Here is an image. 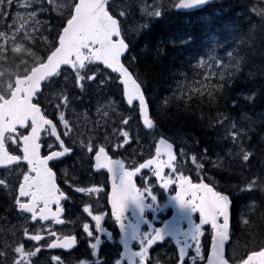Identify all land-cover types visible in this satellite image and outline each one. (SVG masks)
I'll return each instance as SVG.
<instances>
[{"label":"flooded vegetation","instance_id":"flooded-vegetation-1","mask_svg":"<svg viewBox=\"0 0 264 264\" xmlns=\"http://www.w3.org/2000/svg\"><path fill=\"white\" fill-rule=\"evenodd\" d=\"M73 70H75V75H73ZM61 74L45 84L43 92L37 99V103L42 106L43 112L49 120L47 128L42 132L40 137V154L42 158L52 154L51 161L53 163L50 162L48 166L55 172L56 187L52 188L49 194L44 195L38 187L33 186L24 196L27 197V199L20 198V200L18 191L23 179L21 178V173L18 175V178L11 177L7 179V197H0V264H31L29 256L34 253L26 251L25 246L32 251H35L36 248H40L42 250L41 255L43 259H50L53 255H61L66 259L71 258L73 264L75 258L88 257L89 259H95L89 257L88 242L84 241L83 238H81L76 248L72 250L70 257L67 250L48 249L47 244L53 243L51 241L53 231H55L58 236L69 232L79 236V228L73 231V221L80 215L81 199H86V197L80 193H76L75 187L97 186V181H99V186H104L106 184V191L109 193L108 200L113 206V219H116L117 224L107 220L104 222V226L113 234L112 240H109L107 235L101 237L103 243L100 247L99 258L105 261L106 264H114L116 259L121 258L120 254L125 252L123 245L120 243L121 234L123 240L128 245V251L122 259V264H129L128 256L133 259L134 264H144V259L141 258V254L137 253L140 250L138 243L143 245V241L147 239L149 232L153 233V235L151 239H148V245H143L141 252H144L145 248L156 239V234H159L161 239H163V241H157L156 244L149 249V258L153 261L158 259L160 264H181L182 262L183 264H193L197 258L203 260V251L210 247L209 235L211 226L205 225L202 229V225L205 223L202 213L199 215V223H196V221L198 222L196 208L192 205H186V212L190 216L192 223L189 224L187 219H185L182 222V227L179 232L174 234L167 232V229L163 225V221L165 219H171L173 212L171 205L167 211L154 214L149 211L155 206V202L148 199L151 193L137 188V186L139 187L141 184L140 176L146 173L147 170H141V173L134 176V181L129 186L119 189L114 186L111 192V179L107 170H101L100 173L97 174L94 167L91 166L94 164V154L86 153L84 155L79 150V140L83 139L85 143H87L89 139H99V146L105 143L103 137L104 134L107 133L109 137L108 143H110L111 149L109 151L110 157H112L114 162L116 160H123L125 167H130L131 161L133 159L139 160L141 155L148 148V145L153 142V139L155 138L158 140L160 136L163 137L165 132L157 129L156 126L154 129H147L143 125V121L138 118V115L134 116L129 122V125L120 123L121 115L127 117L129 106L126 105V102L121 103L119 89L114 77L112 82L100 91H97V88H86L84 93H80L79 90L73 86L79 76L90 78L91 75L97 74V80L93 82V84L102 77H105L104 80H106L111 74L101 66L97 64L92 66L88 61V64L83 68L78 65L66 67ZM65 77H67V79H65ZM70 85L73 90L71 92L67 91L71 99V104L67 108L68 115L67 117H61V114L65 112V108L62 104L59 108L57 107V104L60 102V96L58 94L63 91L64 88H70ZM58 87L61 89L56 90ZM87 90L92 95L91 100L87 97ZM108 97L116 101V114L112 113V107H106L104 110H107L109 115L108 117H103L97 113L96 109L101 105H107V100L105 99ZM73 111L75 114H73ZM85 114H87V119H85ZM65 119L70 121L72 128L70 135L63 140V143H75L77 148L73 153L66 154L65 157L60 158L62 162L58 163L56 166L55 159L60 155V149L59 147L54 150L51 149L53 145H59L61 143V138L64 136L66 127L64 124ZM114 128L116 131H113ZM123 131L129 132L127 143H125V139L122 136ZM27 132L28 128L21 129L18 134L7 136L6 143L10 151L15 154H20L22 152L21 137ZM137 136L139 137V143L136 141ZM117 144L120 145L119 148H117ZM179 146L180 148L177 146L178 149L176 147L175 158L176 153L183 151V157L186 159L184 162L187 164L184 171L185 173L192 172V174L191 177L179 173L173 175L175 171L174 168H172V171L165 169L166 166L172 167L171 162L173 160L172 155L165 152L168 159L156 162V168L159 170L157 175L162 174L165 169V172L168 173L164 176L165 183H167L169 187H171L172 183H176L177 188L175 192L170 191V193L160 195L159 200L161 204L167 201V196L169 194L173 195V199L179 196L181 185L190 186L192 195L187 197L190 201H196L197 196L204 193L205 189L214 195L210 190V187L213 186V182H215L216 179L214 165H211L208 161L205 163L206 156L203 153H192L195 147L190 149V146L188 148V144L183 141L180 142ZM99 156L100 154H98V157ZM194 157L198 161L202 160V163L197 166L195 171L192 168L194 167L192 165ZM102 159L105 162V166H107V160L109 158L104 156ZM162 159H166V157H162ZM90 160L91 164L89 162ZM147 163H151V161H147ZM209 165H211V167H209ZM25 166L28 168L27 165H21L18 168L27 169ZM33 166L34 170H37L38 165L34 163ZM201 169L203 170V174L200 180H197L195 176ZM136 172H138V169L134 170V175ZM27 174L28 172H26L25 176ZM32 175L34 176L35 173L33 172ZM117 175H120L119 168H117ZM77 180L79 184H77ZM201 185H203V187H201ZM219 188L220 191H216L217 193L225 192L224 187L222 188L219 186ZM64 193L70 195L71 199L62 201L61 204V200L64 199ZM220 197L221 196H219V198ZM117 204H119L121 208L119 218H116L115 215ZM18 207H23L31 214L20 215ZM108 207L110 208V205ZM43 209H45V211H43ZM63 209H65L64 212ZM217 213L220 215V211ZM153 215H156L155 219H152ZM218 217L217 224L221 225L223 219H221L220 216ZM93 218L97 223L101 220V217L98 215ZM31 220H35V222ZM246 224V215L241 218L236 207L234 213L232 212L231 228L233 239L231 244L238 240L237 244L240 248L244 249L252 244L251 240H247ZM203 231L205 232V236L201 237V247L199 237L203 234ZM234 232H236V234H234ZM29 237L34 240L43 239L39 242L32 241L29 243ZM257 241L258 243H263L261 239ZM231 244L229 246H231ZM262 248H264V243L259 250ZM179 249L181 250V260L178 258ZM13 250L19 255L13 256ZM187 252L188 255L185 261H183V256ZM194 252L196 256H192ZM5 253H7V256H5ZM244 259L245 258L239 261H232V263L241 264ZM52 264H56V262L53 261ZM145 264H147V261H145ZM196 264H199V261H197Z\"/></svg>","mask_w":264,"mask_h":264},{"label":"trees","instance_id":"trees-1","mask_svg":"<svg viewBox=\"0 0 264 264\" xmlns=\"http://www.w3.org/2000/svg\"><path fill=\"white\" fill-rule=\"evenodd\" d=\"M75 1L65 0L59 11L45 13L55 24V38L47 49L56 45ZM176 1L171 0L166 6L168 11L159 12V23L155 13L148 15L133 0H113L110 10L122 22L131 45L128 56L136 58L130 59V67L145 81L146 94L158 124L166 129V136L178 143L185 141L198 151L206 149L210 158L226 153L228 143H217L216 135L221 118L232 114L239 101L246 102L237 97L239 91L252 90L264 108V8L259 13L249 2L245 5V0H215L208 8L209 14L206 10L200 16L175 11ZM160 4L162 7L163 1ZM141 25L147 31L138 30ZM209 35L214 37L202 40ZM182 37L193 43L182 44ZM212 38L215 45L209 44ZM37 44L38 41L36 48ZM39 50L45 54L44 48ZM181 69L178 77H193L183 93L180 80L176 79ZM261 124V128H255L231 149V159L225 160L222 176L231 181V187L245 188L244 181L253 187L248 181L264 172V113L258 125ZM249 156H253L250 161L245 159ZM232 192L235 193L233 188ZM261 194L264 195V190ZM257 201L260 213L253 215L251 228L246 231L253 238L258 237L254 241L264 236V202Z\"/></svg>","mask_w":264,"mask_h":264},{"label":"snow or ice","instance_id":"snow-or-ice-1","mask_svg":"<svg viewBox=\"0 0 264 264\" xmlns=\"http://www.w3.org/2000/svg\"><path fill=\"white\" fill-rule=\"evenodd\" d=\"M155 16L157 17V23L160 22L159 17L161 16V13H155ZM138 30H144L147 31L145 25H141ZM185 43L190 45L192 41L187 40L185 38ZM160 49H157V52L160 53ZM128 52V42L127 40H124V50L119 53V63L123 66L124 71H115L112 68H108V71L111 75L106 80H101L98 82L97 85V91H100L101 89L105 88L108 84L111 83L113 77L115 78L116 84L119 89V94L121 97V103L126 102V105L129 106L128 108V115L125 117L124 115H121L120 123L123 125H129V122L134 118V116L138 115V118L143 121V125L147 129H154L155 124L153 118L149 114V106L146 100V88H145V81L140 77V74L138 72H134L133 69L130 67V59L134 61L136 58L129 56H126L125 54ZM107 67V66H106ZM73 75H75V70H73ZM67 79V77H65ZM97 80V74L91 75V77H85V76H79L77 80L75 81V84L73 85L76 89L79 90L80 93H84L86 91V87L90 88ZM87 82V85H86ZM128 85V94H125V85ZM60 96V102L57 104V107L59 108L62 104L65 108V112L61 114V117H67V108L71 104V99L67 94V90L61 91L59 94ZM107 105H101L97 107L96 111L98 114H100L103 117H108L109 112L107 110H104L106 107H112V113H115V105L116 101L111 100L109 97L106 98ZM167 101V100H166ZM134 102H138V113H137V105ZM145 105L147 107L145 108ZM142 109H144L142 111ZM73 114L75 112L73 111ZM116 114V113H115ZM60 118V117H58ZM85 119H87V114H85ZM65 132L64 136L61 138V143L59 145H53V148L51 150L57 149L59 147L60 149V155L56 157L55 159V165L57 166L58 163H61L62 157H65L66 154L73 153L74 150L77 148L75 143L68 144L63 143V140L70 135L72 125L68 119L64 120ZM113 131H116L114 128ZM122 136L125 139V143H127V137L129 136L128 131H123ZM104 141L105 143L100 144L98 146L99 139H89L87 143L83 139L79 140V150L84 155L87 154H94V164L91 166L94 167L96 170V173L99 174L101 170L106 169L107 173L110 176L111 179V192L113 190V187L123 188L126 186H129L133 183V177L136 176L138 173H141V170H147L146 173L142 174L140 176L141 184L137 188L143 189L146 192L151 193V195L148 197L150 201L155 202V206L150 209L152 213L156 214L158 212H165L169 209L170 205L173 209L171 219H165L163 221V225L165 228L171 232V233H177L180 231L182 227V222L187 219L188 223L191 224L192 220L190 216L186 212V205H192L196 208L198 213V222L199 223V215L200 213L203 214L205 223L202 225H210L211 226V232L209 235V244L210 247L203 251L204 259L200 260L197 258L193 264H196L197 261H199V264H204L205 261H207V257L209 253L213 250V235H214V228L212 223V218L217 214L218 208L217 205L219 204V200H217L212 193L208 192L207 189L204 190V193L199 194L197 196L196 201H190L187 199V197H190L192 195V191L190 190V186L187 185H181V190L179 196H177L175 199H173V195L169 194L167 196V201L163 204L160 203L159 196L165 193H170V191H176L177 185L176 183H172L171 187L164 181V176L168 173L165 172V169H169L172 171V168L175 169L173 172V175L179 174H186L191 177L192 172L185 173L184 169L187 167V164L184 162L186 159L183 157V151H180L176 153V158L172 160L171 165L172 167H165L164 172L160 175H157L158 169L156 168V162L160 160H167V154L164 151V146L169 143L168 139L161 137L157 139H153V142L148 145V148L144 151V153L141 155L139 160L133 159L131 161L130 167H125V163L123 160H116L113 161L112 157L109 155L110 149V143H108L109 137L108 134H104ZM136 141L139 143V137H136ZM161 145L160 149H157V145ZM120 145L117 144V148H119ZM154 149V151H153ZM174 150V148H173ZM98 154L100 156L98 157ZM104 156L108 157L107 160V166H105V162L102 159ZM162 157H166V159H162ZM253 158V156L246 157L245 159L250 161ZM99 159V163H98ZM147 161H152V163H147ZM193 170L195 171L197 166L202 163V161L196 160V158H193ZM52 161H49V164ZM91 164V160L89 161ZM26 163V162H25ZM53 163V162H52ZM138 165V166H137ZM117 168L120 169V175H117ZM138 169V172L134 175V170ZM203 174V170L197 172L195 178L197 180H200L201 175ZM78 181V180H77ZM250 185H254L253 187H245L241 188L238 185H233L232 188L234 189L235 193H239V195L233 194V192H222L221 193V199H223L228 206V221H229V229H230V211L234 213L235 208L237 207L238 203L241 201H247L246 207L249 204V201L252 200H260L264 202V195H262V190H264V177H252L251 180L248 181ZM79 184V181L78 183ZM203 187V185H201ZM213 187L216 191H220V188L218 185L213 182ZM8 190V180L0 177V191H7ZM75 192L82 194L86 199H81L80 203V215L78 218L73 221L74 228L73 231L76 230V228H79V236L72 234V232H69L67 234H62L61 236H58L55 231H53V234L51 236V241L53 243H48L47 248L48 249H60V250H67L69 257L71 256L72 250L76 248V246L80 243L81 238H83L84 241L88 242V255L89 257L95 258V259H89L88 257L85 258H75L74 264H106L105 261L101 260L99 258V252L102 241V236L107 235L109 240L113 239V234L104 226V222L111 221L116 224V219H113V206L109 203L108 196L109 193L106 191V184L104 186H99V181H97V186L93 187H87V186H77L75 187ZM19 195V193H18ZM20 198H26L24 196H20ZM71 196L66 195L64 193V199L62 201L70 200ZM21 200V199H20ZM110 205V208L108 207ZM19 208V214L25 215V214H31L30 212H27L23 207ZM65 209H63V212ZM120 205L117 204L115 209V215L116 218H119L120 215ZM91 213V214H90ZM100 216L101 220L99 223L93 218L94 216ZM156 215H153L152 219H155ZM77 219H78V226H77ZM34 221L35 220H31ZM94 222V223H93ZM64 224V221H63ZM61 224V225H63ZM117 225V224H116ZM120 231V230H119ZM121 233V231H120ZM230 230L228 232V241L229 242V236H230ZM153 233L149 232L147 239H144L143 245H148V239H151V236ZM27 236V235H26ZM205 236V232L203 231V234L199 237L200 244H201V237ZM40 240H34L31 237L28 238L29 243L32 241L39 242ZM49 239V237H48ZM94 241V242H92ZM157 241H163L161 239L159 234H156V239L145 248L144 252H141V248L143 245L141 243H138L140 250L137 253L141 254V258L147 261V264H160L159 260L153 261L149 258V249L156 244ZM226 242H225V258L229 260L230 264L233 259V257H230L229 254H227L226 251ZM120 243L123 245L125 252L120 254L121 258H118L114 261V264H122V259L128 251V245L125 243V241L122 238V234L120 237ZM24 244V243H23ZM25 246V244H24ZM202 247V244H201ZM26 251H31L32 255L29 256V260L31 261V264H52L53 261L56 262V264H73V260L71 258H64L61 255H53L50 259H43L41 255V249L36 248L35 251H32L28 248H26ZM13 256H18L19 254L13 250L12 252ZM188 255V252L184 254L183 261H185L186 256ZM5 256H7V253H5ZM192 256H196V253ZM179 260H181V250L179 249ZM244 258H247V253H245ZM129 264H134L133 259L128 256ZM254 264H258V262H254Z\"/></svg>","mask_w":264,"mask_h":264},{"label":"water","instance_id":"water-1","mask_svg":"<svg viewBox=\"0 0 264 264\" xmlns=\"http://www.w3.org/2000/svg\"><path fill=\"white\" fill-rule=\"evenodd\" d=\"M110 1L77 0L74 15L67 21L60 35L59 46L44 63L34 68L27 76L16 79V86L8 99L0 97L1 168L21 161L16 156L8 155L4 146L5 135L30 120L35 122V126L31 129L30 134L23 139L25 153L23 161L32 165L35 157L39 154V149H35V140L38 139L45 127L46 120L40 107L34 104L33 100L36 94L41 91L42 84L48 77L57 74L63 66L72 64L73 58L83 64L84 49L88 48L91 49L95 60L104 67L107 66L115 71H124L123 66L119 63V53L124 50L125 39L122 36L119 20L108 11ZM210 2L211 0H180L176 5V10L192 11L200 9ZM90 44H93L97 49L90 47ZM129 48L128 44V52ZM125 94H128L127 83ZM146 107L147 105H145ZM223 248L224 245L216 246L213 259L215 257L222 258Z\"/></svg>","mask_w":264,"mask_h":264},{"label":"rangeland","instance_id":"rangeland-1","mask_svg":"<svg viewBox=\"0 0 264 264\" xmlns=\"http://www.w3.org/2000/svg\"><path fill=\"white\" fill-rule=\"evenodd\" d=\"M64 1L65 0H0V23L3 25L0 28V62H2L1 60L4 56H6V60L10 58L7 65L3 62V64H0L1 69L5 70L6 75L5 83L3 82L2 86L3 89H9L13 86L11 83L12 79L16 76V71H14L13 64H11L12 61L16 63L15 66L17 68H19L22 63L27 62L28 64L32 62L31 65L27 66V68L31 69L30 67L33 66V59L35 60L36 58L39 59L43 57L41 52L32 45L35 44L36 40L39 38L40 43L37 44L38 49L46 47V42L43 40L51 39L52 35H54L52 30L55 26L51 21L42 17L41 13L47 10V4H50L51 8L57 11L60 7L64 6ZM136 1L145 11H150L149 14L151 15L156 13L159 8L160 11H167L166 6L171 2V0H163L162 7L161 4H159L160 7L158 8V4L153 6L152 2L157 3L161 0ZM12 52L22 55L19 59H13L11 56L8 58V54ZM27 68H25V71H27ZM192 78L193 77L187 79L181 76L180 83H182V89H186L189 84H192ZM247 95H250V91L246 93V96ZM187 109H189V107H187ZM258 111L264 112V108L261 106L259 110L254 109L252 113L249 110H243L239 117L233 121L240 125V122L246 121L244 116L257 117ZM232 118V116H229L224 120V128ZM235 126L234 123H231L227 129H229L228 134L237 137L239 134V126H236L237 130L234 129ZM184 137L186 138L187 136L184 135ZM230 149L233 150V148Z\"/></svg>","mask_w":264,"mask_h":264},{"label":"bare ground","instance_id":"bare-ground-1","mask_svg":"<svg viewBox=\"0 0 264 264\" xmlns=\"http://www.w3.org/2000/svg\"><path fill=\"white\" fill-rule=\"evenodd\" d=\"M244 1V0H243ZM249 2L250 3V5H251V7L252 8H254V9H257L258 11H259V13H261V11L263 10V8H264V4H263V0H245L244 1V4H245V2ZM171 3V2H170ZM169 3V4H170ZM211 5H213V3L211 4ZM210 5V6H211ZM246 5V4H245ZM209 6V7H210ZM209 7H207V8H204V9H202L201 11H200V13H199V15L201 16V15H204V14H206V10L208 11V8ZM49 9V8H48ZM174 10L175 11H177L176 10V8H175V5H174ZM166 11V10H165ZM168 11V10H167ZM208 14H209V11H208ZM148 15H151V14H148ZM204 18H207V16L205 15L204 16ZM204 35V34H203ZM211 37H214V35H209V36H207V37H204L202 40H205V39H207V38H211ZM202 40H200V41H202ZM182 41V42H181ZM183 41H185V37H182L181 38V40H180V42L182 43V44H187V43H185V42H183ZM36 43H37V41H36ZM35 43V44H36ZM40 42L38 41V44H39ZM192 43H193V41H192ZM35 44H33L32 46L33 47H35ZM36 48V47H35ZM36 49H38V48H36ZM39 50V49H38ZM41 54H42V56H44V53L43 52H41ZM22 54H16L15 53V55H14V53L12 52V53H9L8 54V58H9V56H11V58H15V59H19L20 58V56H21ZM17 57V58H16ZM9 60H10V58H9ZM9 60H7V62L9 61ZM12 61V60H11ZM11 64H13L12 66L14 67L15 66V62L14 61H12V63ZM182 69H183V67H182ZM182 69L177 73V77H176V79H178L179 78V80H180V78H181V76L180 77H178V75H179V73L182 71ZM62 70H65V68H62ZM104 78L105 77H102V78H100L99 79V81H101V80H104ZM107 78V77H106ZM99 81H97L96 83H94V84H92V86L90 87V88H97V85H98V82ZM48 82V80L46 79L45 81H44V83H47ZM112 82V81H111ZM87 88V87H86ZM61 88L60 87H58V88H56V90H60ZM104 89V88H103ZM249 89H251V88H249ZM55 90V89H54ZM64 90H67V91H69V92H71L73 89H72V86L70 85V88L69 87H67V88H64ZM197 91H201V89H198ZM197 91H192V94H194L195 92H197ZM248 91H250V95L246 98V93L248 92ZM87 97H88V99L89 100H91L92 99V95L89 93V91L87 90ZM237 97H239L240 99H243L244 101H246V102H244L243 104H242V101H239L238 102V104H236L235 105V109H234V112L232 113V114H228V115H225V114H223V115H225V116H223L222 118H221V122H220V124H222L220 127H219V131H218V134L216 135L217 137V139H216V142L217 143H219V138L221 137V134L220 133H222L223 132V130H224V127H223V122H224V120L226 119V118H228L229 116L231 117H233L229 122H231L232 120H234V119H237L238 117H239V115H240V113L243 111V110H249L251 113L253 112V110L254 109H256V110H259L260 109V107H261V103H260V101H258L257 99H255L254 98V96H253V91L252 90H248V88L246 89H244V90H241V91H239V95H237ZM196 98V97H195ZM247 99V100H246ZM259 103V104H258ZM228 122V123H229ZM263 125L261 124V125H257V128H261ZM160 130H163V131H165L166 129H165V127L163 126V125H160ZM186 135V134H185ZM187 136V135H186ZM212 137H214V136H212ZM186 139L187 140H189V136H187L186 137ZM213 140V139H212ZM220 144V143H219ZM230 148H232L231 146H230ZM223 152H220L219 154H216L215 156H211L210 157V159L211 160H213V159H216L218 156H220L221 154H222ZM209 167H210V165H209ZM224 176H222V175H219L218 174V172H217V174H216V179L217 180H219V181H221L222 179H224L223 178ZM252 217H253V215L250 217V222L252 223ZM255 230V229H254ZM252 237V239H253V241L255 240V239H257L258 237H256V238H253V236H251ZM263 237L264 236H261V237H259V239H263Z\"/></svg>","mask_w":264,"mask_h":264}]
</instances>
